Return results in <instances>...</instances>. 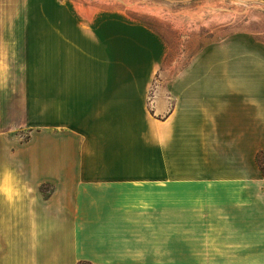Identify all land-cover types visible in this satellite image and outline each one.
Segmentation results:
<instances>
[{
	"label": "crops",
	"instance_id": "1",
	"mask_svg": "<svg viewBox=\"0 0 264 264\" xmlns=\"http://www.w3.org/2000/svg\"><path fill=\"white\" fill-rule=\"evenodd\" d=\"M73 6L0 0V76L22 60L27 93L19 120L0 95V264H264V52L205 54L155 117L163 38Z\"/></svg>",
	"mask_w": 264,
	"mask_h": 264
},
{
	"label": "rangeland",
	"instance_id": "2",
	"mask_svg": "<svg viewBox=\"0 0 264 264\" xmlns=\"http://www.w3.org/2000/svg\"><path fill=\"white\" fill-rule=\"evenodd\" d=\"M68 1V0H64ZM74 2L72 16L81 25L91 19V13L101 9H118L155 31L165 41L168 53L161 69L153 78L147 97V110L157 116L153 98L158 85L166 84L183 68L211 52L228 54L235 50L264 52V0H70ZM216 60H208L207 64ZM217 62V61H216ZM222 62V61H221ZM14 76H0V95L9 102L16 120L24 113L26 94L23 91L22 60L14 62ZM6 78V79H5ZM8 78V79H7ZM7 83V81H9ZM10 87V92L3 90ZM1 126V125H0ZM78 126V125H76ZM32 128H18L16 144L31 138ZM69 139L64 148H72ZM264 171V152L258 156ZM47 191L51 187L45 188Z\"/></svg>",
	"mask_w": 264,
	"mask_h": 264
},
{
	"label": "trees",
	"instance_id": "3",
	"mask_svg": "<svg viewBox=\"0 0 264 264\" xmlns=\"http://www.w3.org/2000/svg\"><path fill=\"white\" fill-rule=\"evenodd\" d=\"M79 264H91V263H86V262H80Z\"/></svg>",
	"mask_w": 264,
	"mask_h": 264
}]
</instances>
